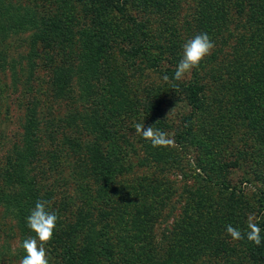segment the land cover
I'll use <instances>...</instances> for the list:
<instances>
[{"label":"trees","instance_id":"obj_1","mask_svg":"<svg viewBox=\"0 0 264 264\" xmlns=\"http://www.w3.org/2000/svg\"><path fill=\"white\" fill-rule=\"evenodd\" d=\"M40 1L0 0V73L8 79L0 80V93L21 91L18 139L0 160V209L19 233L18 258L26 255L22 242L35 235L26 218L45 200L58 217L47 244L55 264H244L241 252L250 264H264V219L254 221L261 229L257 246L223 179L238 166L227 160L228 149L247 131L257 141L247 154L263 170L256 208L264 211V0H52L51 14V0L47 9ZM73 2L89 24L80 22ZM200 33L214 42L211 55L186 81L175 80L183 44ZM20 35L24 52L12 56L6 47ZM140 63L169 77L168 90L180 93L188 113L174 136L178 146L137 139L140 154L156 160V173L123 178L132 166L116 139L125 141L126 126L139 120L164 129L161 111L173 97H161L158 88L131 92L130 74ZM46 101L62 104L61 117L43 112ZM180 140H191L197 152ZM64 163L75 179L72 192ZM186 163L193 182L178 187L169 175L184 174ZM212 189L230 191L212 197ZM229 225L244 238L232 240Z\"/></svg>","mask_w":264,"mask_h":264},{"label":"rangeland","instance_id":"obj_2","mask_svg":"<svg viewBox=\"0 0 264 264\" xmlns=\"http://www.w3.org/2000/svg\"><path fill=\"white\" fill-rule=\"evenodd\" d=\"M19 1H24V0H19ZM47 0H43V8H46ZM37 5L41 4L40 0H37ZM50 5L48 6L50 14L56 12L55 10L57 9L55 3L51 0ZM74 7V11L80 15V22L83 23V25L89 24V18L87 16L89 15H83L80 12V9L76 4L73 2L71 4ZM47 9V8H46ZM133 15L137 19H145L144 14L142 13H137L135 11H131ZM113 18H116L118 20V15L117 13H112ZM151 21L155 20L157 16H148ZM80 23V24H81ZM117 37V38H116ZM116 39H120V36H116ZM23 38L24 35H20L18 37H12L11 41L8 42L7 45V52L10 53L12 56H16L19 53L24 52V46H23ZM16 44H21V46H17V48L12 49L11 45H16ZM124 43H121V46H123ZM155 53H151L150 55H154ZM122 63L128 62V58L123 54L119 56L118 58ZM123 64V65H124ZM137 69V68H136ZM132 70L130 74L131 79H136L134 80L135 83H130L129 88L131 92H134L136 95H142L145 93V89L147 88L149 91L154 90L155 88H158L161 95L170 93L172 94V98L169 103H165V107L162 109V114L164 115L165 119L168 121L165 122L164 125L165 128L161 126L160 127H153V129H158L161 130L165 133L168 134V136L174 140V144L171 146H178L175 141L177 139L174 138V136L182 131V117L184 115H187V109L188 107L182 102L180 99V93H175L172 91L168 90V87L166 85V82L161 75L157 74L156 72H151L149 69H143V66L138 64V69ZM130 71V70H128ZM138 71H141L138 76L136 73ZM201 72V71H200ZM130 73V72H129ZM40 77H42V74H39ZM133 76H136L138 78H135ZM190 77V75H187L183 81H186ZM0 80L1 82L8 81L7 75L6 79L4 77H1L0 73ZM132 81V80H130ZM40 87L44 88V84L41 82ZM21 88V86H20ZM11 92V91H10ZM8 89H4L0 93V160L2 159L3 155L9 150V147L11 143H14L16 139H18V134L20 132L19 128V120L22 115L21 111V106H18V100L21 91H17V93H10ZM156 93V92H155ZM33 95V94H32ZM150 96V95H149ZM40 99H42V95L38 96ZM45 108L43 105V112H48V114H51L52 116H59L63 114L64 110L62 108V104L59 106L56 105H51L48 101H46ZM155 111V110H154ZM104 116V114L102 115ZM137 124H145V127H149V124L143 123L139 120ZM136 125V124H135ZM193 128L195 127L194 121L192 122ZM238 130L244 131V128H239ZM121 130L119 131V133ZM250 134L246 131V134H243L242 139L243 140H238L235 144V147H229L228 149V161H237L238 166L233 167V168H228L227 171L224 174L223 179L225 182H227L228 186L232 187V191L234 192L233 196H230L228 198H231V203L235 205V211L239 214L242 215V225L245 222L244 227H248V220L249 217H253L254 221L256 220H261L264 219V211H257L256 205H257V197H258V191L261 185V178H262V173L260 172L263 171L261 168L260 163H258L259 159L255 157V154L253 153L254 157H250L247 154V150H249V147L253 146L252 144H256V140H253V138L249 137ZM124 137H126V140L123 141L120 138H117V146L120 148V155L124 161V163L128 162L132 166L130 168V171H127L123 178H129V177H135V176H144V175H149L151 173H156V167H158V164L156 160H151L146 157L143 153L140 154L138 151V147H140L142 142H137V139L140 137V134H137L135 132V126H126L125 131H124ZM247 137V138H246ZM191 140L187 142H181L179 141L180 146L184 148L187 152L189 153H194L197 152L195 146L192 145L190 142ZM249 144V145H248ZM248 145V146H247ZM247 147V149H246ZM243 149V151L241 150ZM241 150V152L238 154V151ZM190 157V156H189ZM187 163H191L190 161L191 158H188ZM1 162V161H0ZM140 163L141 167L138 166ZM186 163V164H187ZM260 165V166H259ZM62 175L69 179V191L72 189V183L75 181V179H72V177L69 176V167H67V164L65 163L62 165ZM165 170V167H163ZM192 169L188 168L187 166L184 168V174L176 171V173L173 174V172L169 175L170 178H172L174 181H179L178 187H181V184L183 183L184 180H186L187 184H191L193 182V177L191 176ZM197 172V170H195ZM180 173V175H178ZM186 175V176H185ZM181 176V178L179 177ZM185 177V179L183 178ZM180 178V179H179ZM86 181L87 185L90 186L89 182L84 179V182ZM71 183V184H70ZM177 189L176 191H178ZM213 191V192H212ZM230 189L227 191L225 190H220L218 193L214 191L213 189L211 190L210 194L211 196H217L218 197H224L226 196V193L229 192ZM72 192V191H71ZM70 192V193H71ZM72 194V193H71ZM58 194L57 196H59ZM176 193L172 196L173 198L175 197ZM171 222V218L167 220V223ZM160 225V224H159ZM163 224H161L162 226ZM160 226V229L162 228ZM154 231H157V227L154 226ZM231 240V239H228ZM19 233L16 230L14 226V222L12 219H9L8 216L6 217L5 215L2 216V212L0 209V264H20L21 259L18 258L17 256V248L19 246ZM51 246L46 245V251L48 255L49 262L54 263L56 262L55 256L53 255L55 252L50 249ZM240 255H243V263L244 264H250L249 260L247 261V258L245 257L244 253L241 252ZM246 260V262H245Z\"/></svg>","mask_w":264,"mask_h":264},{"label":"clouds","instance_id":"obj_3","mask_svg":"<svg viewBox=\"0 0 264 264\" xmlns=\"http://www.w3.org/2000/svg\"><path fill=\"white\" fill-rule=\"evenodd\" d=\"M214 47V42L207 33H200L188 39L182 46V58L173 78L180 81L190 75L194 69H198L202 61L211 55ZM164 79L167 81L169 77L165 75ZM135 132L140 134L144 140L149 141L153 147H167L174 144V140L167 133L153 129L152 126L145 127V124H136ZM57 221L56 213L50 210V202L37 200L26 218L27 227L35 235L29 236L22 242L26 255L21 259L20 264H50L46 245L53 238ZM248 229L246 233L248 241L259 246L261 229L251 216L248 220ZM226 232L234 241L244 238L241 231L231 225L227 227Z\"/></svg>","mask_w":264,"mask_h":264}]
</instances>
